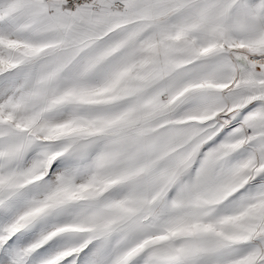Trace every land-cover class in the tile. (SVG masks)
<instances>
[{"label": "snow or ice", "instance_id": "snow-or-ice-1", "mask_svg": "<svg viewBox=\"0 0 264 264\" xmlns=\"http://www.w3.org/2000/svg\"><path fill=\"white\" fill-rule=\"evenodd\" d=\"M0 264H264V0H0Z\"/></svg>", "mask_w": 264, "mask_h": 264}]
</instances>
